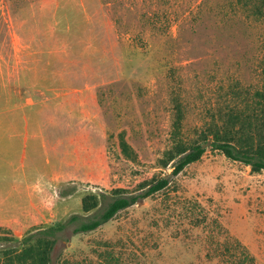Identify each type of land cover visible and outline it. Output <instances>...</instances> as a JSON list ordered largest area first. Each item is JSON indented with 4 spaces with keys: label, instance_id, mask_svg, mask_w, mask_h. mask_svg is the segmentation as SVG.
Returning a JSON list of instances; mask_svg holds the SVG:
<instances>
[{
    "label": "rangeland",
    "instance_id": "rangeland-1",
    "mask_svg": "<svg viewBox=\"0 0 264 264\" xmlns=\"http://www.w3.org/2000/svg\"><path fill=\"white\" fill-rule=\"evenodd\" d=\"M263 53L264 21L236 0H0V264H21L59 222L51 264H94L93 234L66 249L80 222L69 219L92 215L94 195L101 213L117 189L170 176L157 161L174 103L184 137L197 139L261 87ZM186 196L260 199L264 264V170L208 147L153 195ZM234 250L217 244L214 264H240Z\"/></svg>",
    "mask_w": 264,
    "mask_h": 264
},
{
    "label": "crops",
    "instance_id": "crops-1",
    "mask_svg": "<svg viewBox=\"0 0 264 264\" xmlns=\"http://www.w3.org/2000/svg\"><path fill=\"white\" fill-rule=\"evenodd\" d=\"M133 205L139 206L121 210L93 230L76 232V226L66 249L87 246L93 234L94 264H214L217 244L232 257L239 245L240 264H262L260 199L149 196ZM128 210L132 217L121 215Z\"/></svg>",
    "mask_w": 264,
    "mask_h": 264
},
{
    "label": "trees",
    "instance_id": "trees-1",
    "mask_svg": "<svg viewBox=\"0 0 264 264\" xmlns=\"http://www.w3.org/2000/svg\"><path fill=\"white\" fill-rule=\"evenodd\" d=\"M237 4L260 21H264V0H236ZM263 82L250 97L247 103H233L227 110H221L213 117L197 139L191 141L184 137L183 125L185 109L183 103H174L172 127L170 131L171 146L158 159L157 166L172 167L170 176L148 181L143 184L144 189L138 194H126L117 189V195L108 202L101 212L96 208L101 205L98 195L88 201L84 210L94 213L83 219L75 214L70 221H80L75 231L93 230L112 219L121 210L133 205L137 199L153 196L167 188L171 183V176L182 172L186 166L202 158L207 148L219 150L228 158L249 165L253 172L264 170V53L262 57ZM123 150L131 155L127 140L121 138ZM132 156V155H131ZM149 186V187H148ZM96 212V213H95ZM66 223H57L37 236L34 242L18 255L21 264H51V252L56 242V235L66 227ZM52 237V238H50ZM20 244L29 243L19 241Z\"/></svg>",
    "mask_w": 264,
    "mask_h": 264
}]
</instances>
